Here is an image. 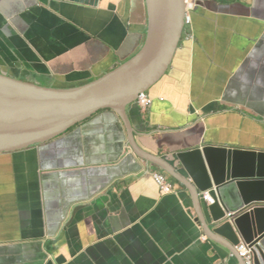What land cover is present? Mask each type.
<instances>
[{"label": "crops", "instance_id": "crops-1", "mask_svg": "<svg viewBox=\"0 0 264 264\" xmlns=\"http://www.w3.org/2000/svg\"><path fill=\"white\" fill-rule=\"evenodd\" d=\"M195 1L204 14L175 56L164 100L131 107L128 124L102 111L43 153L0 156V264H245L198 215L201 193L171 153L186 137L152 149L195 106L227 110L220 124L237 136L223 125L225 145H264V0ZM147 31L145 0H0V75L86 84L134 57ZM137 151L168 161L187 184ZM156 172L174 194H161Z\"/></svg>", "mask_w": 264, "mask_h": 264}, {"label": "water", "instance_id": "water-1", "mask_svg": "<svg viewBox=\"0 0 264 264\" xmlns=\"http://www.w3.org/2000/svg\"><path fill=\"white\" fill-rule=\"evenodd\" d=\"M145 3L148 31L144 45L134 57L97 80L49 88L0 75V156L33 149L43 153L102 111L115 112L128 124L130 108L137 105L141 94L147 93L153 103L164 100L161 89L175 56L182 43L187 44L192 22L204 11L202 3L195 1L191 24L186 26V0ZM192 111L197 115L177 133L159 131L162 137L152 149L170 148L165 142L172 135L186 137L171 153L201 193L202 214L198 215L204 218L203 224L230 243L228 251L246 243L253 248L254 264H264V145L251 149L241 143L225 145L223 125L237 136L235 127L220 124L227 110L195 106ZM142 144L149 150L146 141ZM143 152L138 153L187 184L177 177L171 163ZM206 192L214 204L204 201Z\"/></svg>", "mask_w": 264, "mask_h": 264}, {"label": "built area", "instance_id": "built-area-1", "mask_svg": "<svg viewBox=\"0 0 264 264\" xmlns=\"http://www.w3.org/2000/svg\"><path fill=\"white\" fill-rule=\"evenodd\" d=\"M193 8H194V0H186V9H187V14L185 19L186 26H189L191 24ZM152 103L153 100L148 96L147 93L141 94L137 100V105H139V107L142 109H146L147 107L152 105ZM153 179L163 196L172 195L175 193L174 184L169 180L166 174L161 172H156L154 173ZM204 200L210 204L214 203V200L209 195V193L205 194ZM204 240H206L205 237ZM237 249L240 256L244 259L245 264H254V251L253 248L250 247V245L246 243H241Z\"/></svg>", "mask_w": 264, "mask_h": 264}, {"label": "clouds", "instance_id": "clouds-1", "mask_svg": "<svg viewBox=\"0 0 264 264\" xmlns=\"http://www.w3.org/2000/svg\"><path fill=\"white\" fill-rule=\"evenodd\" d=\"M194 4H195V0H194ZM206 193H208V192H206ZM206 193H205V194H206ZM214 203H215V202H214ZM214 203H213V204H214ZM237 250H238V249H237ZM239 255H240V254H239ZM240 257H241V256H240ZM241 258H242V257H241Z\"/></svg>", "mask_w": 264, "mask_h": 264}]
</instances>
